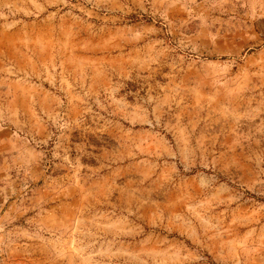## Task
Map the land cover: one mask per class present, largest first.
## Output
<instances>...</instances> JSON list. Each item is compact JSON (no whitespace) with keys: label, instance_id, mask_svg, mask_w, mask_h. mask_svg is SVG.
I'll return each mask as SVG.
<instances>
[{"label":"rangeland","instance_id":"rangeland-1","mask_svg":"<svg viewBox=\"0 0 264 264\" xmlns=\"http://www.w3.org/2000/svg\"><path fill=\"white\" fill-rule=\"evenodd\" d=\"M0 264H264V0H0Z\"/></svg>","mask_w":264,"mask_h":264}]
</instances>
